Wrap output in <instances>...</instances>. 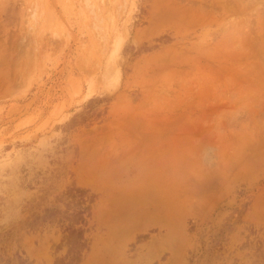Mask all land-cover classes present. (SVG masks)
<instances>
[{
  "label": "rangeland",
  "instance_id": "1",
  "mask_svg": "<svg viewBox=\"0 0 264 264\" xmlns=\"http://www.w3.org/2000/svg\"><path fill=\"white\" fill-rule=\"evenodd\" d=\"M163 260L264 264V0H0V264Z\"/></svg>",
  "mask_w": 264,
  "mask_h": 264
},
{
  "label": "crops",
  "instance_id": "2",
  "mask_svg": "<svg viewBox=\"0 0 264 264\" xmlns=\"http://www.w3.org/2000/svg\"><path fill=\"white\" fill-rule=\"evenodd\" d=\"M139 200L142 202L141 199ZM129 204H131V202ZM142 204L143 206H146L145 202H142ZM152 208H153V213L141 214L140 218L133 211H132L133 212L132 216L129 215L125 217L126 219L122 224L123 226L124 224L127 225L126 231H128L130 234H134L137 231L144 230L145 228H148V227H157V228L162 227L168 230V207L164 209V212H162L161 209L156 204L152 205ZM157 210H160V211H157ZM158 213L160 214L159 217H157ZM166 263H167V260H163L162 262H160V264H166Z\"/></svg>",
  "mask_w": 264,
  "mask_h": 264
}]
</instances>
